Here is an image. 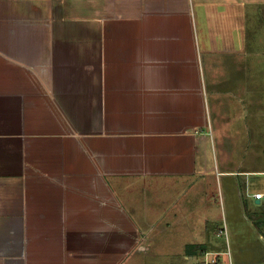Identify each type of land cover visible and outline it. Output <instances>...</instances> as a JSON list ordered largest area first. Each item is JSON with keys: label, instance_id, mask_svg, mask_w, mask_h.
Masks as SVG:
<instances>
[{"label": "crops", "instance_id": "crops-1", "mask_svg": "<svg viewBox=\"0 0 264 264\" xmlns=\"http://www.w3.org/2000/svg\"><path fill=\"white\" fill-rule=\"evenodd\" d=\"M239 13L231 0H0V264L172 258L175 222H158L195 214L209 138L249 167L258 155L256 132L242 142L219 113L227 83L257 113L240 90Z\"/></svg>", "mask_w": 264, "mask_h": 264}, {"label": "rangeland", "instance_id": "rangeland-1", "mask_svg": "<svg viewBox=\"0 0 264 264\" xmlns=\"http://www.w3.org/2000/svg\"><path fill=\"white\" fill-rule=\"evenodd\" d=\"M231 1L240 11V39H235L239 43L234 46L236 49L235 62H241L248 68L243 67L241 71L240 90L242 95L245 93H251L252 96L256 94L257 113L254 112V105L251 104V101L239 102L237 97L234 99L230 96L228 90L238 92L237 87L233 86L234 83L222 85L229 100L226 106L231 108L224 110L219 108V113L224 115L233 112L232 116L226 117V121L231 123V128L234 125L242 126L240 133L242 142L244 135L248 139L249 134L256 132L251 136L255 137L258 142V145L255 146L258 155L255 161H251L252 165L249 167L247 164L249 162L248 153L245 152V149L238 148L233 151L232 143L227 142L228 149L222 152L210 137L206 150L208 161L206 177H201L204 178L206 184L199 181L195 187L196 199L194 203L198 202L192 205L195 214L189 215L187 220L181 221L176 216H181L178 214L180 208L174 207L167 217L163 216L161 218L163 220L158 222L161 223L160 226H168L175 222L173 228L170 227L165 232L169 237H172L175 246L162 248L169 251L172 258H164V254L163 258H160V255L156 253V248L152 247L149 256L131 258L128 263L135 261L137 264H199L201 258H213V253L219 251L218 253L221 254L219 258H224L226 262L230 260L233 264H264V199L262 204H256L254 197L256 191H264V176H252L246 173L247 168L252 171H264V0ZM222 103L225 104L224 100ZM234 113L240 115L239 120L233 119ZM220 126L222 127V125ZM235 130L240 132L237 126ZM228 137L231 141L238 136L231 133ZM241 141L239 145L245 147ZM203 188L204 190H199ZM204 191L209 196L210 221L208 222H206V212L200 210L202 207L199 201L202 199ZM243 203L248 210L247 214L252 217L257 226L249 233L245 231L249 226L245 225L244 220L242 222L238 220L244 217L246 211ZM207 226H210L207 230L209 235L211 234V238L201 244L208 245L196 246L194 241L198 240V236L204 238ZM212 227L214 228L212 229ZM185 241L187 244L191 243L184 245ZM184 250L196 253V256L182 258Z\"/></svg>", "mask_w": 264, "mask_h": 264}, {"label": "built area", "instance_id": "built-area-1", "mask_svg": "<svg viewBox=\"0 0 264 264\" xmlns=\"http://www.w3.org/2000/svg\"><path fill=\"white\" fill-rule=\"evenodd\" d=\"M254 197L258 200H261L262 198H264V192L263 191H258L254 193ZM219 254L218 252L213 253V258H201L199 260V264H233L232 261L228 260V262H226V260L224 258H219Z\"/></svg>", "mask_w": 264, "mask_h": 264}]
</instances>
